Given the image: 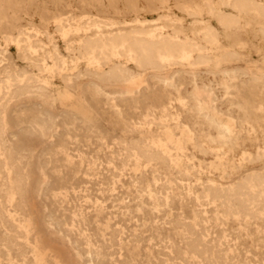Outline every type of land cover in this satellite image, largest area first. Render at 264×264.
I'll return each mask as SVG.
<instances>
[{"label": "rangeland", "instance_id": "rangeland-1", "mask_svg": "<svg viewBox=\"0 0 264 264\" xmlns=\"http://www.w3.org/2000/svg\"><path fill=\"white\" fill-rule=\"evenodd\" d=\"M11 80L0 264H264V0H0Z\"/></svg>", "mask_w": 264, "mask_h": 264}, {"label": "bare ground", "instance_id": "bare-ground-1", "mask_svg": "<svg viewBox=\"0 0 264 264\" xmlns=\"http://www.w3.org/2000/svg\"><path fill=\"white\" fill-rule=\"evenodd\" d=\"M87 3V2H86ZM237 3V2H236ZM65 5V4H64ZM84 6V5H83ZM263 7V6H262ZM87 9V8H86ZM198 11V10H197ZM134 14V13H133ZM224 15V14H223ZM195 16V15H194ZM218 17V16H217ZM138 20V19H137ZM2 21V20H1ZM88 22V21H87ZM18 23H19V21H18ZM145 23V22H144ZM201 23V22H200ZM100 25V24H99ZM122 27V26H121ZM151 27V26H150ZM135 28V27H134ZM203 31V30H202ZM219 31V30H218ZM132 32V31H131ZM212 32V31H211ZM129 33V32H128ZM133 33V32H132ZM209 33V32H208ZM114 34V33H113ZM116 34V33H115ZM118 34V33H117ZM138 34V33H137ZM178 34V33H177ZM49 35V34H48ZM97 35V34H96ZM123 35V34H122ZM133 35V34H132ZM135 35V34H134ZM99 36H101L100 34H99ZM117 36V35H116ZM124 36V35H123ZM137 36V35H136ZM146 38H142L143 39V41H144V49H142V55L145 57V58H147V59H153L155 62H163V61H166V60H168V59H171V58H173V56L172 55H170L169 54V46H168V44H166L167 42H165V41H167V40H163V36H159L158 34H156V32L155 31H153V32H151L150 31V33H147L146 34ZM212 36V35H211ZM93 37H95V36H93ZM102 37V36H101ZM109 37V36H108ZM90 38V37H89ZM103 38V37H102ZM106 38H107V36H106ZM111 38V37H110ZM109 38V39H110ZM131 38V37H130ZM12 39V38H11ZM108 39V38H107ZM106 39V40H107ZM218 39V38H217ZM91 40V39H90ZM131 40V39H130ZM136 40V39H135ZM138 40H139V37H138ZM141 40V39H140ZM174 40V39H173ZM31 41V40H30ZM88 41H89V39H88ZM87 41V42H88ZM98 41V40H97ZM102 41H103V39H102ZM105 41V40H104ZM109 42H111V40H108ZM117 41V44H115V48L117 49V48H119V47H121L122 49H128L129 48V45L131 46L132 44H131V42L129 41V38L127 37V38H125V37H119V39H117L116 40ZM134 41V40H133ZM93 42H95V41H93ZM29 43V42H28ZM92 43V42H91ZM100 43V42H99ZM106 43H108V42H106ZM139 43V42H138ZM174 43V42H173ZM179 40L177 41V42H175V44H174V46H178L179 45ZM190 43H192V42H190ZM196 43V42H195ZM33 44H34V42H33ZM93 44V43H92ZM113 44H114V42H113ZM133 44H134V42H133ZM182 44V43H181ZM25 45V44H24ZM100 45V44H99ZM99 45H98V47H99ZM108 45H109V43H108ZM112 45V44H111ZM135 45V44H134ZM35 46H36V44H35ZM34 46V47H35ZM94 46V45H93ZM180 46V45H179ZM33 47V48H34ZM86 47V46H85ZM135 47V46H134ZM16 48V47H15ZM36 48V47H35ZM113 48V47H112ZM130 49V48H129ZM133 49V48H132ZM176 49V48H175ZM28 50H31V48H29ZM92 50V49H91ZM90 50V51H91ZM131 50V49H130ZM138 51H139V49H137ZM141 51V50H140ZM130 52V51H129ZM128 52V53H129ZM136 52V51H135ZM50 53V52H49ZM140 53V52H139ZM182 53H184V51H182ZM197 53V52H196ZM4 54V53H3ZM21 54V53H20ZM96 54V53H95ZM131 54V53H130ZM137 54H138V52H137ZM134 55V54H133ZM118 56V55H117ZM138 57V56H137ZM53 58V57H52ZM89 58V57H88ZM181 58V57H180ZM185 58H189V55L185 52ZM53 61V60H52ZM104 64V63H103ZM119 64V63H118ZM121 65V64H120ZM120 65H119V69L121 68L120 67ZM6 67V66H5ZM115 67H118L117 65L115 66ZM7 68V67H6ZM113 69V68H112ZM124 69V68H123ZM115 70V69H114ZM113 70V71H114ZM125 70V69H124ZM4 71H5V69H4ZM121 71V70H120ZM129 71V70H128ZM91 73V72H90ZM115 73V72H114ZM129 73V72H128ZM202 73V72H201ZM8 74V73H7ZM93 74V73H92ZM91 74V75H92ZM102 74V73H101ZM15 75V74H14ZM96 75V74H95ZM94 75V76H95ZM19 76V75H18ZM97 76V75H96ZM211 76V75H210ZM9 77H10V79H11V76H8L7 78L9 79ZM21 77V76H20ZM184 77V76H183ZM6 78V79H7ZM13 78H14V76H13ZM98 78V77H97ZM151 78V77H150ZM4 79V78H3ZM110 79V78H109ZM180 79V78H179ZM29 80H30V78H29ZM108 80V79H107ZM28 81V80H27ZM113 81H115L116 83L118 82V81H120L119 79H115V80H113ZM5 82H6V80H5ZM40 82V81H39ZM94 82V81H93ZM1 83V82H0ZM26 82H23L22 80H11V81H9L8 83H7V85L5 86V87H1L2 89H0V99H5L6 97H7V99L6 100H10V99H12L13 97H15V96H11V95H13V93H12V91L14 90L15 91V95L18 93V95H22V94H25V93H27V92H31L32 91V89H31V91H30V86L28 87V85H30V84H28V85H26L25 84ZM32 83H33V81H32ZM201 83V82H200ZM35 84H36V82H35ZM92 84V83H91ZM40 85V84H39ZM38 85V86H39ZM93 85V84H92ZM33 87V86H32ZM41 87H43V86H40L39 88H41ZM34 88H35V86H34ZM37 88V87H36ZM44 88V87H43ZM92 88V87H91ZM222 89H223V87H222ZM37 90V89H36ZM45 91H46V89H44ZM34 91H35V89H34ZM38 91V90H37ZM41 91H42V89H41ZM162 91V90H161ZM39 93V92H38ZM47 93H48V90H47ZM233 93V92H232ZM44 94H46V92L44 93ZM92 94V93H91ZM177 95V94H176ZM166 97V96H165ZM5 100V101H6ZM1 101V100H0ZM161 101V100H160ZM169 101V100H168ZM7 103V102H6ZM34 103V102H33ZM32 103V104H33ZM25 104V103H24ZM41 104V103H40ZM170 104V103H169ZM3 105V104H2ZM19 105V104H18ZM23 105V104H22ZM25 106V105H24ZM33 106H35V104L33 105ZM40 105H38V108H40L39 107ZM18 107V106H17ZM31 107V106H30ZM4 109V106H3V108H2V110ZM14 109V108H13ZM16 109V108H15ZM18 109V108H17ZM23 109H25V107L23 108ZM30 109H32V108H30ZM37 109V108H36ZM20 110H22L21 108H20ZM26 110L27 109H25L24 110V112H26ZM35 110V109H34ZM12 111V110H11ZM28 111V110H27ZM38 111V110H37ZM50 111V110H49ZM0 112H2V111H0ZM20 112V111H19ZM23 112V111H22ZM41 112H43L42 110H41ZM11 113V112H10ZM18 113V112H17ZM16 113V114H17ZM36 113H38V112H35V114ZM39 114V113H38ZM49 114V113H48ZM51 114V113H50ZM63 114V113H62ZM157 114V113H156ZM20 115V114H19ZM59 115V114H58ZM13 116V115H12ZM30 116H31V114H30ZM33 117H34V115H32ZM53 116V115H52ZM60 116H61V112H60ZM69 116V115H68ZM177 116V115H176ZM38 117V116H37ZM20 118H23V117H20ZM25 118V117H24ZM35 118H36V116H35ZM34 118V119H35ZM72 118V117H71ZM14 119H15V117H14ZM77 119V118H76ZM190 119H191V117H190ZM25 120H27V119H25ZM24 120V121H25ZM16 121H18V120H16ZM28 121V120H27ZM19 122V121H18ZM29 122H31L30 120H29ZM41 122H43V125H42V127H41V129H40V132L41 133H45V134H49V135H51V137L54 135V128H55V126H54V122H53V120L52 119H50L49 117H47V116H43L42 118H41V121H40V123ZM74 122V121H73ZM17 123V122H16ZM71 124V123H70ZM63 125V124H62ZM0 126H1V122H0ZM3 127V126H2ZM26 127V126H25ZM24 127V128H25ZM27 129V128H26ZM24 130V129H23ZM28 130V129H27ZM19 131V130H18ZM1 132V131H0ZM66 132V131H65ZM2 134H4L3 133V131H2ZM22 134V133H21ZM28 134V133H27ZM26 134V135H27ZM1 135V134H0ZM34 135H35V133L34 132H32V133H30V136H31V138H34ZM14 136H16V135H14ZM21 136V135H20ZM28 136V135H27ZM3 137V136H2ZM8 137H9V135H8ZM11 137V136H10ZM18 138H19V136H18ZM24 138V137H23ZM5 140H6V138H4ZM13 139V138H12ZM36 139V138H35ZM5 140L3 141L4 143H5ZM27 140V139H26ZM61 140V139H60ZM135 140V139H134ZM8 141V140H7ZM58 142V141H57ZM68 143H70V142H68ZM137 143V142H136ZM6 144V143H5ZM54 144H55V142H54ZM56 145V144H55ZM3 146V145H2ZM10 147H11V145H9ZM9 146H8V148H9ZM54 146V145H53ZM4 147V146H3ZM5 147H6V145H5ZM4 147V148H5ZM205 147V146H204ZM48 151V150H47ZM4 153V152H3ZM21 153V152H20ZM146 153V152H145ZM18 154V153H17ZM22 154V153H21ZM24 154V153H23ZM26 154V153H25ZM7 155V154H6ZM74 155V154H73ZM18 156V155H17ZM146 156V155H145ZM78 157V156H77ZM7 159V158H6ZM19 159H21V157L19 158ZM63 159H65V158H63ZM8 160V159H7ZM24 160V159H23ZM22 160V161H23ZM156 160V159H155ZM123 161V160H122ZM17 162V161H16ZM21 162V161H20ZM36 163V162H35ZM48 163V162H47ZM158 163V162H157ZM15 164H17V163H15ZM65 164V163H64ZM19 165V164H18ZM17 165V166H18ZM21 165H22V163H21ZM33 165V164H32ZM106 165V164H105ZM16 166V165H15ZM16 166V167H17ZM11 168H14V167H12L11 166ZM63 170V169H62ZM16 173V172H15ZM17 174V173H16ZM26 174V173H25ZM187 174V173H186ZM195 174V173H194ZM153 176V175H152ZM15 180V179H14ZM17 184V183H16ZM193 185V184H192ZM213 187H215V186H213ZM16 189V188H15ZM235 195V194H234ZM232 196V195H231ZM219 198V197H218ZM204 210H205V208H204ZM213 215V214H212ZM253 216V215H252ZM13 219V218H12ZM113 229V228H112ZM204 235V234H203ZM213 235V234H212ZM33 238H34V236H33ZM211 239H213V238H211ZM232 243V242H231ZM234 247V246H233ZM54 256V255H53ZM231 257V256H230ZM238 259V258H237ZM235 260V259H234ZM190 261V260H189ZM238 262V261H237Z\"/></svg>", "mask_w": 264, "mask_h": 264}]
</instances>
